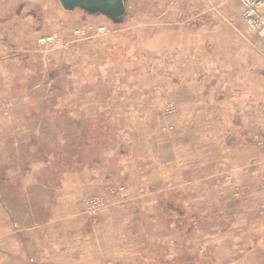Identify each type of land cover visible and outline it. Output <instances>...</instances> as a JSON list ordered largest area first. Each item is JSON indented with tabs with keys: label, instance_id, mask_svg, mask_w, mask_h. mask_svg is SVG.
<instances>
[{
	"label": "rangeland",
	"instance_id": "rangeland-1",
	"mask_svg": "<svg viewBox=\"0 0 264 264\" xmlns=\"http://www.w3.org/2000/svg\"><path fill=\"white\" fill-rule=\"evenodd\" d=\"M21 3H0V264H264V41L240 1L95 24Z\"/></svg>",
	"mask_w": 264,
	"mask_h": 264
},
{
	"label": "built area",
	"instance_id": "built-area-1",
	"mask_svg": "<svg viewBox=\"0 0 264 264\" xmlns=\"http://www.w3.org/2000/svg\"><path fill=\"white\" fill-rule=\"evenodd\" d=\"M242 5V13L247 23L258 33L264 41V0H239ZM103 29V27H102ZM43 41H53L58 39V33H51L42 37ZM99 199H91L88 207L95 210L100 207Z\"/></svg>",
	"mask_w": 264,
	"mask_h": 264
},
{
	"label": "water",
	"instance_id": "water-1",
	"mask_svg": "<svg viewBox=\"0 0 264 264\" xmlns=\"http://www.w3.org/2000/svg\"><path fill=\"white\" fill-rule=\"evenodd\" d=\"M69 10L82 8L89 14L102 13L120 19L126 12V0H59Z\"/></svg>",
	"mask_w": 264,
	"mask_h": 264
},
{
	"label": "crops",
	"instance_id": "crops-1",
	"mask_svg": "<svg viewBox=\"0 0 264 264\" xmlns=\"http://www.w3.org/2000/svg\"><path fill=\"white\" fill-rule=\"evenodd\" d=\"M15 2H17V3H21L22 2V0H0V3H15ZM22 4V3H21ZM8 7L10 6V5H7ZM29 11V10H28ZM69 12V14L70 15H72V14H74L75 16H71V18H72V21H71V23L72 24H76V22H77V20H78V13L76 12V11H68ZM85 12V15L84 16H82V17H80V19H81V22L82 23H84V24H95V23H97L98 21H99V17H96L94 14H89L87 11H84ZM26 14H27V16H28V18L29 17H31L32 18V13L29 11V13L28 12H26ZM20 15V14H19ZM34 19V18H33ZM35 33V32H34ZM1 141H2V139L0 138V147L2 146L1 145ZM30 172V171H29ZM28 172V173H29ZM80 173H78L77 174V176L79 175ZM66 177V176H65ZM30 183V182H29ZM63 184H66L65 183V180L63 181ZM80 185V184H79ZM78 185V186H79ZM0 195H1V193H0ZM3 207H5V204L3 205ZM101 223H99V224H95L94 225V227H98L99 225H100Z\"/></svg>",
	"mask_w": 264,
	"mask_h": 264
}]
</instances>
